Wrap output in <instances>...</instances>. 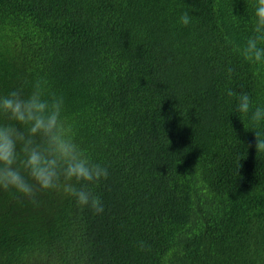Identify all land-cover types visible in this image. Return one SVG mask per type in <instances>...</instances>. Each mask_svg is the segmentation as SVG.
<instances>
[{"label": "trees", "instance_id": "trees-1", "mask_svg": "<svg viewBox=\"0 0 264 264\" xmlns=\"http://www.w3.org/2000/svg\"><path fill=\"white\" fill-rule=\"evenodd\" d=\"M252 3L0 0V94L46 78L110 173L102 214L0 191V264H264V149L224 95L264 103Z\"/></svg>", "mask_w": 264, "mask_h": 264}, {"label": "clouds", "instance_id": "clouds-1", "mask_svg": "<svg viewBox=\"0 0 264 264\" xmlns=\"http://www.w3.org/2000/svg\"><path fill=\"white\" fill-rule=\"evenodd\" d=\"M193 18L185 9L177 23L188 26ZM251 22V34L242 46L237 45V54L256 65L260 75L264 73V0H253ZM232 74L229 68V79ZM224 95L233 113L255 132L257 151L264 149V103L231 87ZM109 175L108 166L93 160L78 141L75 125L66 116L64 95L51 91L46 78L35 79L28 92L21 86L0 94V191L35 199L37 190H55L79 207L102 214L105 206L95 186ZM139 246L143 248L144 242Z\"/></svg>", "mask_w": 264, "mask_h": 264}]
</instances>
